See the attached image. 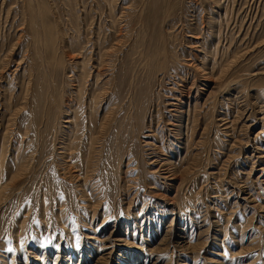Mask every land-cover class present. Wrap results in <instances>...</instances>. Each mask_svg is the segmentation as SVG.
Instances as JSON below:
<instances>
[{
  "label": "rangeland",
  "instance_id": "374dc122",
  "mask_svg": "<svg viewBox=\"0 0 264 264\" xmlns=\"http://www.w3.org/2000/svg\"><path fill=\"white\" fill-rule=\"evenodd\" d=\"M0 264H264V0H0Z\"/></svg>",
  "mask_w": 264,
  "mask_h": 264
},
{
  "label": "bare ground",
  "instance_id": "6f19581e",
  "mask_svg": "<svg viewBox=\"0 0 264 264\" xmlns=\"http://www.w3.org/2000/svg\"><path fill=\"white\" fill-rule=\"evenodd\" d=\"M56 28V27H55ZM55 51V50H54Z\"/></svg>",
  "mask_w": 264,
  "mask_h": 264
}]
</instances>
